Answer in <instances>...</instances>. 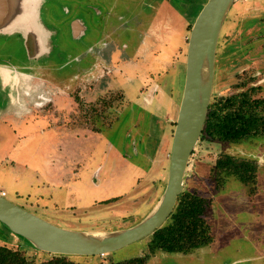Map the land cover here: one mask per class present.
<instances>
[{
  "label": "rangeland",
  "instance_id": "374dc122",
  "mask_svg": "<svg viewBox=\"0 0 264 264\" xmlns=\"http://www.w3.org/2000/svg\"><path fill=\"white\" fill-rule=\"evenodd\" d=\"M63 2L80 6L88 29L79 42L68 31L53 38V51L70 58L30 64L32 68L21 72L19 79L4 81L0 73V190L7 193L6 199L59 228L107 233L124 230L143 221L165 190L185 83L188 41L208 0ZM86 4L98 6L102 16L85 9ZM146 39L149 44L145 47ZM89 47L93 54L88 53ZM24 48L19 35L1 36L0 61L21 69L27 62ZM75 56L80 59L74 60ZM93 66L96 69L88 72ZM246 86H260L257 95L264 97V0H238L231 9L218 43L212 99L230 96ZM39 111H53L57 121L69 127L72 137L61 152L58 141H53L58 138L52 128L45 146L48 159L44 164L40 157L41 164L36 166L20 161V152L14 147H29L27 140L23 145L19 132L24 133L36 115H41ZM82 130L92 131L97 138L90 139L82 152H68L72 139ZM39 137L34 136L36 143H41ZM104 142L143 171L142 182L132 183L131 174L124 184L114 180L122 187L114 184L106 188L104 201L118 199L88 209L94 199L102 198L92 183V188L77 193L73 200L77 207L69 208V203L64 210L60 202H67V185L54 192L50 182L58 175L66 181L70 176L66 171L54 173V165L68 167L71 154L81 172L88 160L102 153ZM222 154L257 164L254 182L243 183L234 176L218 180L211 170ZM184 190L211 199L207 216L213 243L190 254L158 252L146 264H264V136L239 144L200 139L190 159ZM49 199L58 201L59 207L43 209L46 202L50 205ZM0 244L36 257V263L48 255H34L26 241L1 223ZM147 251L146 238L107 256L73 260L78 264H112L143 257Z\"/></svg>",
  "mask_w": 264,
  "mask_h": 264
},
{
  "label": "water",
  "instance_id": "95a60500",
  "mask_svg": "<svg viewBox=\"0 0 264 264\" xmlns=\"http://www.w3.org/2000/svg\"><path fill=\"white\" fill-rule=\"evenodd\" d=\"M237 1L208 0L191 29L167 183L156 207L143 221L110 233L76 232L59 228L0 196V223L39 252L75 257L107 256L161 228L184 191L186 172L201 139L212 99L221 31ZM42 2L0 0L1 35H21L30 59L48 57L51 53V33L41 22Z\"/></svg>",
  "mask_w": 264,
  "mask_h": 264
},
{
  "label": "trees",
  "instance_id": "16d2710c",
  "mask_svg": "<svg viewBox=\"0 0 264 264\" xmlns=\"http://www.w3.org/2000/svg\"><path fill=\"white\" fill-rule=\"evenodd\" d=\"M239 89L230 96L212 99L201 136L202 141L239 144L248 138L264 136V97L257 95L261 87ZM76 102L80 103V107L83 106L78 98ZM256 168L257 164L222 154L211 171L218 180L234 176L243 183H249L254 182ZM211 203L210 198L184 190L165 224L147 237L146 255L112 264H146L158 252L190 254L211 245L214 237L207 216ZM33 251L39 252L35 249ZM74 257L48 254L40 263H36V257L27 256L18 248L0 244V264H78L73 260Z\"/></svg>",
  "mask_w": 264,
  "mask_h": 264
},
{
  "label": "crops",
  "instance_id": "0c3cea01",
  "mask_svg": "<svg viewBox=\"0 0 264 264\" xmlns=\"http://www.w3.org/2000/svg\"><path fill=\"white\" fill-rule=\"evenodd\" d=\"M148 40H145V47L147 46ZM127 65V64H126ZM125 66V65H124ZM123 66V67H124ZM122 68V67H120ZM1 74L2 71L5 72L6 75L2 76L5 78L6 81L9 80V78L17 77V74L12 76L11 71L5 67H1ZM18 78V77H17ZM179 108V107H178ZM41 113L36 115V118L32 121V123L26 126V129L24 130V133L20 134V139L23 140V145L25 144V141H29L30 145L29 147H20L16 148L15 150H19L20 155L19 159L22 162H27V164H35L36 166H39L41 164L40 157H42V162L45 164L46 160L48 159L47 152L45 151V146H47L46 140L48 139L47 133L50 132V130L53 128V130L57 133V138L53 141H58L56 145H59V151H63L66 149L68 145V141L72 135L69 131V127L63 124H60L57 121L56 116L54 115L53 111H39ZM45 112V113H44ZM55 121V122H54ZM78 129V128H75ZM42 136L39 137V140L41 143H36L34 136ZM97 138L94 134H92V131L88 133L87 131H80L79 134L75 137V139H72L71 146L68 148V152L71 150H77L78 152L83 151V147L87 142H91L90 139ZM98 146V144H97ZM100 147L103 148L102 153H96L94 158H91L87 161V163L81 168V172L78 171L76 166V160L69 154L68 160H69V166L68 167H60V165H54V173L58 174L62 171H66V175L70 176V180L66 181L64 179H60V176L58 175L57 178L50 182L53 191H60L62 190V187L67 185L66 187V203H61V207L65 210V208L70 203V207H77L79 204L78 202H74V198L77 196V193L79 190H89L92 188L90 185L93 183L94 185H97L98 187L94 191L97 194L98 197L101 195V201H96L95 199L91 202V206L88 208L100 206L101 203L105 202L106 199L105 194H107V189H111L114 186V184L122 185L118 182H112L114 180H119L121 183H125L126 180L130 178V174L132 175V183L138 184L139 182H142V170H140L138 167L130 164L124 157L121 151H117L111 144L108 142L101 143ZM118 153L119 156L116 154ZM99 156V157H98ZM30 167V166H25ZM47 173V172H46ZM135 174V175H134ZM141 176V177H140ZM74 177V178H73ZM145 177V176H144ZM95 178V179H94ZM58 180V181H57ZM144 181V180H143ZM98 184H95V183ZM45 182H43L44 184ZM106 183V185L104 184ZM105 185V188H103L101 185ZM58 185V186H56ZM116 185V186H117ZM101 186V187H99ZM107 188V189H106ZM72 189L74 192H71ZM135 189V188H134ZM72 194V195H71ZM41 196V194H38ZM35 196V194H34ZM28 197H31L29 195ZM36 197V196H35ZM33 198V197H31ZM161 198V197H160ZM160 198L157 200L153 208L151 209L150 213L153 211V209L156 207L157 203L159 202ZM12 202V201H11ZM50 205L46 202H43L44 205L43 209L46 207H52L53 210L56 207H59V202L55 201V199H49ZM99 203V205H97ZM80 209H83L81 206ZM49 209V208H48ZM87 210V209H85ZM149 213V214H150ZM148 214V215H149ZM147 215V216H148ZM146 216V217H147ZM145 217V218H146ZM34 255H37L36 252H34Z\"/></svg>",
  "mask_w": 264,
  "mask_h": 264
},
{
  "label": "flooded vegetation",
  "instance_id": "af4514ba",
  "mask_svg": "<svg viewBox=\"0 0 264 264\" xmlns=\"http://www.w3.org/2000/svg\"><path fill=\"white\" fill-rule=\"evenodd\" d=\"M42 1L43 2H42V7H41V22L44 23V27L46 28V29L45 28L44 29L47 32L49 31L51 33V36H50L51 38L49 41V47H50L51 53L49 54L48 57H42L39 59H30L27 55L26 50H25V56L27 57V62H25V64L23 66H21V69L14 66L13 63L5 62L2 59L0 61V64L4 65L5 68L9 69L11 71L12 76L17 74L18 79H19V74L21 72H26L28 69L32 68V67H30V64H38L37 62L41 63L42 61L57 63V60L64 57V56H67L70 58L69 55H66V54L65 55H58V53H55L53 51L54 50L53 38H55L56 36L62 35V33L65 34L66 31H68L71 38L73 40L79 42V41L83 40L88 33V29L86 27L87 24L85 23L84 19L82 18L81 14H80V10H81L80 6H77V7H74V5L70 6L68 4H65L63 2V0H42ZM76 1L77 0H74V3ZM85 9H88L91 11H97L98 15L102 16V12L100 11V8L98 6L86 4ZM57 11L59 12V15H58ZM72 15H74V17L70 19V17ZM108 15H111V13H108ZM15 35H19V34H15ZM1 36L4 38H8V37H11L14 35H3V34L1 35V33H0V37ZM19 37L24 44L23 37L21 35H19ZM103 45L106 46L107 43L104 42ZM56 48H57V46H56ZM88 53L93 54L92 47H89ZM45 58H47V60ZM79 59L80 58L78 56L74 57V60L78 61ZM95 59H98V56H96ZM0 69H1V67H0ZM95 69H96V66H93V68L91 67L88 70V72H93ZM99 69H100L99 65H97V72ZM13 70H15V73ZM0 73H1V70H0ZM1 76H2V74H1Z\"/></svg>",
  "mask_w": 264,
  "mask_h": 264
},
{
  "label": "built area",
  "instance_id": "2783aa9c",
  "mask_svg": "<svg viewBox=\"0 0 264 264\" xmlns=\"http://www.w3.org/2000/svg\"><path fill=\"white\" fill-rule=\"evenodd\" d=\"M0 196L3 198H7V193L0 190Z\"/></svg>",
  "mask_w": 264,
  "mask_h": 264
},
{
  "label": "bare ground",
  "instance_id": "6f19581e",
  "mask_svg": "<svg viewBox=\"0 0 264 264\" xmlns=\"http://www.w3.org/2000/svg\"><path fill=\"white\" fill-rule=\"evenodd\" d=\"M2 74H3V75H6L5 72H3V71H2ZM17 77H18V75H17ZM17 77H16V79H18ZM5 81H6V80H5Z\"/></svg>",
  "mask_w": 264,
  "mask_h": 264
}]
</instances>
